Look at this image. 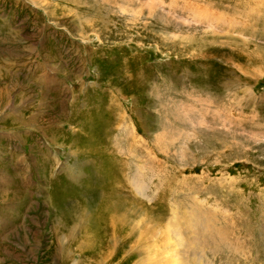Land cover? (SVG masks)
I'll return each instance as SVG.
<instances>
[{
  "label": "rangeland",
  "instance_id": "obj_1",
  "mask_svg": "<svg viewBox=\"0 0 264 264\" xmlns=\"http://www.w3.org/2000/svg\"><path fill=\"white\" fill-rule=\"evenodd\" d=\"M172 258L264 264V0H0V264Z\"/></svg>",
  "mask_w": 264,
  "mask_h": 264
},
{
  "label": "bare ground",
  "instance_id": "obj_2",
  "mask_svg": "<svg viewBox=\"0 0 264 264\" xmlns=\"http://www.w3.org/2000/svg\"><path fill=\"white\" fill-rule=\"evenodd\" d=\"M171 252H172V257H173V255L175 256V255L177 254L174 250H173V251L170 250V253H171ZM165 253H167V252H165ZM170 253H169V254H170ZM180 256H181V255H180ZM180 260H182L181 257H180ZM172 262H173V264H179V261H175L174 258H172ZM182 262H183V261H182ZM169 263H170V262H169ZM198 264H199V263H198Z\"/></svg>",
  "mask_w": 264,
  "mask_h": 264
}]
</instances>
